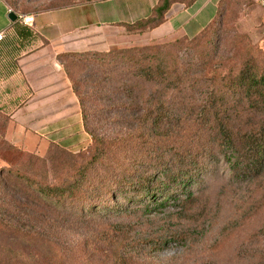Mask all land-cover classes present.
<instances>
[{
	"label": "trees",
	"instance_id": "1",
	"mask_svg": "<svg viewBox=\"0 0 264 264\" xmlns=\"http://www.w3.org/2000/svg\"><path fill=\"white\" fill-rule=\"evenodd\" d=\"M195 1L159 0L149 18L121 26L153 31L174 4L190 7ZM4 2L18 13L20 0ZM95 61L83 77L68 75L91 138L86 152L56 145L57 154L40 159L1 141L8 167L31 168L27 177L12 169L0 172L6 189L0 264H71L82 237L95 246L89 264H154L153 255L172 244L189 254L199 240L187 218L193 219V188L206 163L222 158L233 182L251 185L264 178V73L255 64L245 61L237 73L223 74L226 65L207 56L155 48L113 51ZM205 127L215 131L217 151L200 152L199 129ZM168 209L185 222L181 231L169 226L173 218H156ZM138 216L150 223L124 222ZM240 257L264 264V248L251 240ZM175 260L158 264H179Z\"/></svg>",
	"mask_w": 264,
	"mask_h": 264
},
{
	"label": "rangeland",
	"instance_id": "2",
	"mask_svg": "<svg viewBox=\"0 0 264 264\" xmlns=\"http://www.w3.org/2000/svg\"><path fill=\"white\" fill-rule=\"evenodd\" d=\"M99 1L104 0H20L17 15L34 17ZM172 1L190 3L192 0ZM210 15L198 23L199 28H195V31L206 25ZM172 28L168 25L156 35L147 27L93 26L57 42L41 40L35 35V38H29V43L31 40L34 43L28 49L18 43L19 48H16L20 53L33 51L48 55L37 63L49 65L47 69H39L26 76L21 69L18 70L15 61L11 76L6 72L0 76V104L7 101L5 104L10 105L0 106V172L12 169L27 177L31 168L29 163L17 168L8 167L4 161L8 153L1 146V141H6L25 155L40 159L50 153L57 154L56 145L76 154L87 151L91 138L84 131L80 105L68 75L77 79L83 77L91 67L97 65L95 60L99 56L113 51L155 48L162 54L186 53L196 58L207 56V60H212L213 64L222 62L226 65L223 74L229 71L237 73L245 61L255 64L264 73V7L261 0H218L216 19L195 38L173 34ZM86 67H89L88 70ZM7 81L11 83L6 84ZM199 132L204 134L200 141V152L203 148L217 151L213 128L205 127ZM206 164L207 170L193 188L197 198V207L191 214L193 219L187 218L192 224L191 232L199 242L189 254L186 247L172 244L153 255L154 264L170 258L176 259L175 262L179 264L184 261H197V264H251L242 262L240 248L251 240L264 248V178L251 185L237 183L230 180L232 174L222 158ZM36 168L38 173L43 172V166L37 165ZM0 190L1 206L6 190L1 182ZM156 218H173L169 226L174 230L181 231L185 225L178 211L173 209L158 214ZM124 222L139 226L137 224L150 223V220L138 216ZM138 233L134 232L132 236L137 238ZM87 239L79 238L78 252L71 264H89L86 259L92 252L88 251L95 246L90 245L89 238V246L84 251L83 242Z\"/></svg>",
	"mask_w": 264,
	"mask_h": 264
},
{
	"label": "crops",
	"instance_id": "3",
	"mask_svg": "<svg viewBox=\"0 0 264 264\" xmlns=\"http://www.w3.org/2000/svg\"><path fill=\"white\" fill-rule=\"evenodd\" d=\"M158 2L159 0H104L84 3L35 15L33 24L25 25L19 16L18 21L11 22L8 19L11 10L3 0H0V34H3L0 40V76H3L5 72L11 76L15 61L18 63V70L21 69L26 76L39 69L48 68L49 63H37L47 58L48 55L33 51L20 53L16 48H19L18 43H21L28 49L29 45L34 43L31 39L32 42L29 43V38H35V35L41 40L57 42L93 26L134 24L149 18ZM217 12L218 0H196L190 7L174 4L166 15L165 22L154 29L153 33L158 35L161 29L171 25L173 34L194 37L210 25ZM209 14L212 15L206 25L195 31V28H199L198 23L209 18ZM9 83L11 82L7 81L6 84ZM46 83L50 85L49 82ZM5 103L7 101H3L0 106H10Z\"/></svg>",
	"mask_w": 264,
	"mask_h": 264
},
{
	"label": "built area",
	"instance_id": "4",
	"mask_svg": "<svg viewBox=\"0 0 264 264\" xmlns=\"http://www.w3.org/2000/svg\"><path fill=\"white\" fill-rule=\"evenodd\" d=\"M261 3L264 7V0H261ZM19 19L25 24V25H32L33 22H34V18L33 17H30V16H19ZM3 37V34L1 33L0 34V40L2 39Z\"/></svg>",
	"mask_w": 264,
	"mask_h": 264
},
{
	"label": "water",
	"instance_id": "5",
	"mask_svg": "<svg viewBox=\"0 0 264 264\" xmlns=\"http://www.w3.org/2000/svg\"><path fill=\"white\" fill-rule=\"evenodd\" d=\"M8 19L11 21V22H13V23H15L16 21H18V15L16 14V13H14V12H10L9 13V15H8Z\"/></svg>",
	"mask_w": 264,
	"mask_h": 264
}]
</instances>
